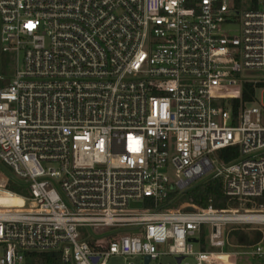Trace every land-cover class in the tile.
<instances>
[{"label":"built area","instance_id":"1","mask_svg":"<svg viewBox=\"0 0 264 264\" xmlns=\"http://www.w3.org/2000/svg\"><path fill=\"white\" fill-rule=\"evenodd\" d=\"M0 53V264L264 262V0H0ZM210 180L226 208L170 207Z\"/></svg>","mask_w":264,"mask_h":264},{"label":"rangeland","instance_id":"2","mask_svg":"<svg viewBox=\"0 0 264 264\" xmlns=\"http://www.w3.org/2000/svg\"><path fill=\"white\" fill-rule=\"evenodd\" d=\"M13 73V66L9 67V74ZM253 74L252 77L250 78L251 80H257V79H264V72H259V73H251ZM251 84V83H250ZM254 87V92L252 95V101L247 102V106H260V105H264V85H259V84H252ZM172 203L170 205V207H177L182 205L183 203H189L191 202V200H194L195 195L194 193H180L177 191L174 192L173 196H172ZM5 198L6 197H2V199H0V201L5 202ZM259 203H264V200H257ZM134 206V205H133ZM227 229L228 233L226 235V239H227V245L225 246V248H223L222 250L224 252H240L242 250H245L246 248H241L236 246L237 243V238L235 237L234 233L239 232V233H246L248 235V237L250 239L254 238V234L256 231H254L252 229V227L250 226H228ZM85 235H87L86 230H81ZM207 233L203 234L200 238L199 243H193V248L196 252L199 251H204V252H210V251H216L219 252L220 249H213L209 246L208 242H207V238L205 239ZM159 251L161 253H165L166 249L165 246H160ZM249 257H245V256H237V258H229L228 256H219L217 257V262L219 260L222 261L223 264H264V262L257 260V259H248ZM131 263V264H143L142 259H140L139 257H134L132 259H124L123 257H119V256H113L110 257L107 261L106 264H127V263ZM184 263L186 264H195V260L192 257H187L186 259H184ZM151 264H175V259L172 256H168V255H161L158 261L152 262ZM219 264V263H218Z\"/></svg>","mask_w":264,"mask_h":264},{"label":"trees","instance_id":"3","mask_svg":"<svg viewBox=\"0 0 264 264\" xmlns=\"http://www.w3.org/2000/svg\"><path fill=\"white\" fill-rule=\"evenodd\" d=\"M11 64V54L9 53H0V73L8 74L9 73V66ZM9 82L8 79L4 80L3 83H0V86H5ZM261 85V84H259ZM254 92V87L250 83H245L242 86V101L243 102H250L252 101V95ZM226 152L223 151L221 152V155ZM227 160V158H224ZM10 190L14 192L20 193L21 191L17 189L14 186L9 187ZM189 193H194L195 198L192 200L195 204L201 206V207H206L208 205V200H212V205L215 208L223 209L226 208V199L222 195V190H221V181L220 180H210L207 182H204L201 185L196 186L194 189H192ZM261 200H264V196L260 198ZM259 199V200H260ZM13 204H17V200L11 201ZM254 238L250 239L246 233H239L236 232L234 233L235 237L238 239L236 246L241 247V248H249L256 242H258L261 238V234L259 232H255ZM48 258H50L49 255H47ZM253 259L252 257H249L248 259ZM223 264V263H222Z\"/></svg>","mask_w":264,"mask_h":264},{"label":"bare ground","instance_id":"4","mask_svg":"<svg viewBox=\"0 0 264 264\" xmlns=\"http://www.w3.org/2000/svg\"><path fill=\"white\" fill-rule=\"evenodd\" d=\"M12 199L13 200H17V201L19 200V198L16 197V196L15 197L14 196H12V197H6L4 203H11ZM223 255H226V254H218L217 257L223 256ZM217 257H215V259H214L215 260L214 264H217Z\"/></svg>","mask_w":264,"mask_h":264},{"label":"water","instance_id":"5","mask_svg":"<svg viewBox=\"0 0 264 264\" xmlns=\"http://www.w3.org/2000/svg\"><path fill=\"white\" fill-rule=\"evenodd\" d=\"M183 257H176L175 262L176 264H181V261L183 260ZM143 264H149V258L145 257L143 260Z\"/></svg>","mask_w":264,"mask_h":264},{"label":"crops","instance_id":"6","mask_svg":"<svg viewBox=\"0 0 264 264\" xmlns=\"http://www.w3.org/2000/svg\"><path fill=\"white\" fill-rule=\"evenodd\" d=\"M223 256H227V254H226V255H223ZM218 263H219V264H222V261L219 262V260H218L217 264H218Z\"/></svg>","mask_w":264,"mask_h":264}]
</instances>
